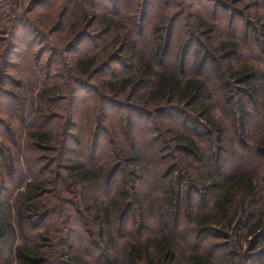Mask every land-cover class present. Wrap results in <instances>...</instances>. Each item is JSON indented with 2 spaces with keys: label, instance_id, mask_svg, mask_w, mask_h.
Here are the masks:
<instances>
[{
  "label": "trees",
  "instance_id": "obj_1",
  "mask_svg": "<svg viewBox=\"0 0 264 264\" xmlns=\"http://www.w3.org/2000/svg\"><path fill=\"white\" fill-rule=\"evenodd\" d=\"M16 3L0 0V31H26L0 55V262L264 264V0H35L43 24ZM70 222L92 225L83 256Z\"/></svg>",
  "mask_w": 264,
  "mask_h": 264
},
{
  "label": "rangeland",
  "instance_id": "obj_2",
  "mask_svg": "<svg viewBox=\"0 0 264 264\" xmlns=\"http://www.w3.org/2000/svg\"><path fill=\"white\" fill-rule=\"evenodd\" d=\"M14 1L17 2L16 3L15 11L18 12V13H12L13 10H9L8 11L7 8L5 9V12H7V14H9V16L10 15L13 16V20L16 17L17 18V23L18 22L21 23L22 18H24L27 21L28 24H30V23L43 24L42 17L40 15H38L39 12L37 10L34 11V1L35 0H14ZM187 2H189V1H187ZM203 2H204L205 5L210 6L211 8H213V6H214V2H210V1L209 2L203 1ZM224 3L229 6V9L228 10H226V9L224 10L223 9V11H225L226 14L228 15L229 14V11H230V8H231L232 5L231 4H227V2H224ZM241 9H242V7H240V5H239L238 10H241ZM149 10H150V13L151 14L149 16V19L146 20V23H145L147 29L149 28V24H150V21H151V17L154 15V11H156V9H155V7H153V8H150ZM177 11H178V9H177ZM184 19L187 20V17L185 16ZM51 21L53 22V20H51ZM51 21H47V23H45V25H44V26H46V28H48V29L50 28V29L47 31V33L45 34V36L41 38V40H43V41H38L34 45L37 49L38 48L40 49V52L41 51L43 52L45 58H48L50 56V54H51V51H53L54 49L56 50L55 47H58V42L57 41L55 42V40H54L55 37L58 36V33L56 31H54L55 30V26L50 25V22ZM238 23L240 25V29H242L243 28V25H244V21H240V19H239L238 20ZM185 24H187V22L182 23V25H185ZM20 26H22V24ZM10 27L11 26L9 25V28ZM22 28L15 29V31L13 33L10 32L9 35L7 34V31L4 30V29H2V31H0V45H2V46H0V55H2L3 49L5 48L4 46H6V42L5 41L8 38L15 39V43L19 42L21 39L24 38V34H26V31L24 29H22ZM22 34H23V36H22ZM187 36H185V38H187ZM33 38L35 39L36 37L33 36ZM175 39L176 40H175V43L173 44L174 46H173V49H172V54L170 56V53H169V55L167 56V58H165V62H167V63L168 62H172L174 60L173 59V54L174 55L176 54L175 61L178 62V64H179V52L178 51H179V47L182 46L183 39H181L180 41H177L178 40V36H176ZM176 44L179 45L177 47L178 50H177V48L175 49ZM11 47L9 46V50H13V48H11ZM22 48L25 49L26 47L25 46H22ZM198 50H200V49L197 46L193 47V50L190 52L189 56L186 59V66H185V69L186 70L193 71V68L191 67L192 66V63L191 62H193L195 59H197L196 57H198V55H199L198 52H200ZM201 55L202 54H200V57H201ZM200 57H199V59H200ZM2 61H4V60H1L0 62H2ZM13 61L16 62V63H18V59H13ZM7 62L8 61H6V63ZM6 63H4V64L6 65ZM57 63H58V57L55 59L56 66L58 65ZM198 63H199V61H198ZM8 64H11V62H9ZM199 66H201V68L202 67L207 68V65L205 63L203 65H200V64H197V62H195V64H194L193 67L198 69ZM5 76H7L8 78H11L14 81L15 80L14 78H16L18 76V74L14 70L13 71L12 70L10 71V69H7V73L5 74ZM91 83L94 86L95 85L94 84L95 83V80H93ZM5 88L7 90H11L12 89V87L10 85H8V84L5 85ZM80 94L81 95H85V92L84 91H81ZM220 108L221 109L223 108V103H220ZM226 115H227V112L226 111H225V114L222 113V116H226ZM6 116L7 115H5V114H1V117H3V118H7ZM192 117L195 120V116H192ZM172 162L173 161H170V163H172ZM58 229H60V228L58 227ZM90 229H92V225H90L89 227H86L84 222L82 223V225L80 223H77V225H75V223L70 222V223H68V225L65 228V231L64 232L65 233L68 232L70 234V236H71V243L74 245V248L76 249V251L78 250L80 256H83L82 254H84V252H86V253L87 252H90V249L91 248L89 247V244L87 242V239L89 237H88V234L86 233V231H89ZM93 230L95 231V233L98 232L97 231L98 229L95 228V227L93 228ZM220 242H222V241H220ZM120 243L122 245L123 244V241L121 240ZM121 245L118 246V249L120 251H121ZM244 245H245V243H244ZM58 247L61 248V245H60V241L59 240H58ZM246 249H247V247H246ZM3 251H5L7 253L5 259L6 258H9V260L12 262V259H11L12 256H10L11 250H10L9 246L6 247V245H5ZM71 251L72 250L70 249V252ZM76 253L73 252V254H76ZM97 255H98V253L95 252V256H97ZM113 255L116 258H119V257L121 258V252H114ZM56 259H58V264H68V262H69V257H67L65 255L63 257H61L60 255H56ZM92 259L93 258L88 259V261L86 263L87 264H91L93 262ZM101 262H103V260ZM0 264H3V259L0 262Z\"/></svg>",
  "mask_w": 264,
  "mask_h": 264
}]
</instances>
